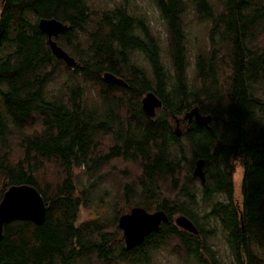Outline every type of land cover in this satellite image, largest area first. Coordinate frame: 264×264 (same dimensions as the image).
<instances>
[{
    "label": "trees",
    "instance_id": "obj_1",
    "mask_svg": "<svg viewBox=\"0 0 264 264\" xmlns=\"http://www.w3.org/2000/svg\"><path fill=\"white\" fill-rule=\"evenodd\" d=\"M152 1L165 45L124 3L95 13L87 0L0 2V199L29 184L46 204L38 224L3 225L0 264H153L163 248L182 264H222L211 222L229 264H264V0H188L207 37L191 70L185 1ZM40 18L67 25L53 39L74 66L52 55ZM147 91L162 101L153 117L140 105ZM194 106L210 114L207 125L186 124ZM197 158L203 183L192 175ZM108 177L119 181L112 195L101 187ZM100 192L112 217L80 220L82 208L107 207ZM134 206L167 222L125 248L117 219ZM179 214L197 234L174 223Z\"/></svg>",
    "mask_w": 264,
    "mask_h": 264
},
{
    "label": "water",
    "instance_id": "obj_2",
    "mask_svg": "<svg viewBox=\"0 0 264 264\" xmlns=\"http://www.w3.org/2000/svg\"><path fill=\"white\" fill-rule=\"evenodd\" d=\"M4 0H0L2 3ZM40 30L46 35L52 55L61 59L66 65L72 67L75 60L53 39L54 36L63 32L67 25L55 18H40L37 22ZM106 81L122 80L116 78L110 72L103 73ZM140 105L144 113L150 117L155 115V109L162 106L161 99L153 92L147 91L140 99ZM184 117L187 121L193 120L197 126H205L210 121V114H202L196 106L188 110ZM178 125V118H174ZM179 128H175V134L180 135ZM192 175L201 183L204 182L203 159L197 158L192 169ZM46 204L39 191L29 184H11L3 191L0 199V238L4 224L13 220H30L36 224L45 217ZM161 222H167V217L162 210L147 211L140 206L131 207L127 212L121 213L117 219V226L121 230V238L125 248L139 246L144 238L151 232L156 231ZM174 223L180 228L197 234L194 224L183 214L175 216Z\"/></svg>",
    "mask_w": 264,
    "mask_h": 264
},
{
    "label": "rangeland",
    "instance_id": "obj_3",
    "mask_svg": "<svg viewBox=\"0 0 264 264\" xmlns=\"http://www.w3.org/2000/svg\"><path fill=\"white\" fill-rule=\"evenodd\" d=\"M87 1L88 3H90V8L93 9L95 13H101L103 9L109 8L115 5L116 3L126 4L127 8L130 11L143 15L147 19L148 23L150 24L151 30L158 37L159 42L162 45L163 44L165 45V41H166L165 22L159 16L158 10L152 0H87ZM184 1L186 3L187 8L185 9V12L182 14V20L184 22L183 25L187 36L186 38V46L188 50L187 57H188V64L191 70L194 65V56L196 52L199 49L201 50L205 48L207 45L206 24L199 23L196 21L197 19L194 16L193 6L189 4L188 0H184ZM260 1L261 0H253V2L256 3ZM262 41H264V38L262 39ZM141 61H142V65H146L143 59H141ZM60 82L61 79L57 77L49 84V87L51 86L56 88L59 86ZM175 126H177V128H179L180 130L183 129V125L180 123H178V125L174 124V129ZM119 168L123 169L124 167L120 165ZM128 168H136L137 170V166H133V167L130 166ZM113 176L116 179V176L115 175ZM240 177H241V169L240 166H237V169L234 173V184H235L234 194L236 195L235 197L237 199L240 198V193H239ZM118 184H119L118 180L114 182V180L108 177L104 179L101 187L104 191L108 192V195H112L114 192H117ZM94 198L96 199L101 198L103 202L107 203V207L105 208L104 204H101V206L98 207L96 204L93 203L91 207L81 209L79 219L80 220L92 219L96 217V214L100 213L101 211L102 212L99 214V216H97L98 218L103 217V215L104 217L111 218L113 215V211H111L108 207L107 194L104 192H100L98 195L94 196ZM125 210H129V209L127 207H124L122 211ZM211 223L214 224V228H215V234L212 236L211 240L215 243V246L219 250V254L222 259V264H229L230 256L224 242L223 234L221 233V230L219 228V224L218 222H211ZM119 238H121V234L119 235ZM153 264H182V263L179 260V258L176 256V254H174L171 251L170 248L168 249L163 248L162 250L155 253Z\"/></svg>",
    "mask_w": 264,
    "mask_h": 264
},
{
    "label": "flooded vegetation",
    "instance_id": "obj_4",
    "mask_svg": "<svg viewBox=\"0 0 264 264\" xmlns=\"http://www.w3.org/2000/svg\"><path fill=\"white\" fill-rule=\"evenodd\" d=\"M191 122H193V120H191L190 122L189 121H186V124H189V123H191ZM181 123V122H180ZM182 124V123H181ZM183 125V124H182Z\"/></svg>",
    "mask_w": 264,
    "mask_h": 264
}]
</instances>
